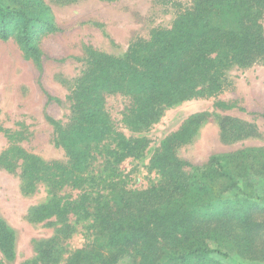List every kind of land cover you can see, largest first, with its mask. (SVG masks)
<instances>
[{
    "label": "trees",
    "instance_id": "trees-1",
    "mask_svg": "<svg viewBox=\"0 0 264 264\" xmlns=\"http://www.w3.org/2000/svg\"><path fill=\"white\" fill-rule=\"evenodd\" d=\"M263 11L264 0H194L169 29H154L149 40L132 43L122 57L90 50L89 66L69 95L72 122L55 142L65 147L71 163L47 166L18 149L25 181L31 169L40 177L49 168L54 171L50 176L71 179L73 185L85 180L81 173L91 167L93 147L112 129L106 95L135 96L132 127L142 128L160 105L192 96L202 82L214 83L210 70L216 61L250 62L264 55ZM55 29L44 0H0V38L14 36L37 66L36 38ZM198 116L193 114L163 138L151 156L150 166L161 176L157 184L132 189L110 181L114 189L103 203L99 191L96 197L84 192L80 209L88 220L84 227L89 240L63 264H118L126 257L130 264H226L232 255L264 261V205L241 194L245 181L264 176V145L213 153L203 164L188 163L175 154V146L191 137ZM230 127L244 131L239 124ZM6 151L0 160L11 150ZM59 206L56 200L32 211L51 216ZM14 239L15 231L0 217L4 255L14 253ZM47 247L39 248L38 259L48 253Z\"/></svg>",
    "mask_w": 264,
    "mask_h": 264
},
{
    "label": "rangeland",
    "instance_id": "rangeland-1",
    "mask_svg": "<svg viewBox=\"0 0 264 264\" xmlns=\"http://www.w3.org/2000/svg\"><path fill=\"white\" fill-rule=\"evenodd\" d=\"M193 1L44 0L57 29L40 32L36 38L40 66L25 57L14 36L0 38V155L11 150L0 160V217L15 231L14 253L4 255L0 250V264H63L73 249L89 240L84 227L88 220L80 209L84 192L96 197L99 191L103 203L114 189L110 181L132 189L157 184L161 176L151 168V156L161 140L193 114L199 116L191 137L175 146V154L188 163L203 164L213 153L264 145L261 55L250 62L216 61L210 70L214 83L202 82L192 96L160 105L142 128L132 127L135 96L106 95L105 111L112 129L93 147L91 167L81 173L84 181L73 185L71 179H56L50 176L53 168L40 177L31 169L26 181L23 177L21 153L36 155L47 166L57 161L69 167L67 150L55 142L72 122L69 95L89 66V51L122 57L132 43L149 40L154 29H169ZM261 24L264 30V11ZM232 124L244 131L237 132ZM244 183L241 194L264 205V176H252ZM56 200L61 212L51 216L33 213L36 207ZM45 245L48 253L38 259L39 248ZM129 260L123 258L118 264H130ZM226 264L264 261L232 255Z\"/></svg>",
    "mask_w": 264,
    "mask_h": 264
}]
</instances>
